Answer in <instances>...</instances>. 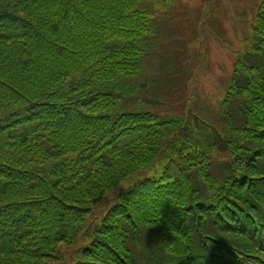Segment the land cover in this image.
I'll use <instances>...</instances> for the list:
<instances>
[{
	"label": "trees",
	"instance_id": "obj_1",
	"mask_svg": "<svg viewBox=\"0 0 264 264\" xmlns=\"http://www.w3.org/2000/svg\"><path fill=\"white\" fill-rule=\"evenodd\" d=\"M180 1L0 0V264H264V0Z\"/></svg>",
	"mask_w": 264,
	"mask_h": 264
},
{
	"label": "rangeland",
	"instance_id": "obj_2",
	"mask_svg": "<svg viewBox=\"0 0 264 264\" xmlns=\"http://www.w3.org/2000/svg\"><path fill=\"white\" fill-rule=\"evenodd\" d=\"M259 2L260 0H253ZM183 8L187 10H196L204 4L205 0H182ZM189 3V5H188ZM178 5H181L178 3ZM246 11L250 12V6H246ZM250 14V13H249ZM248 21L250 15L247 16ZM234 23V28L231 25ZM239 23L231 20L226 24L228 39H223L217 35H208L205 37V49L202 51L207 52L203 58V65L197 71L192 79L189 88L192 89L191 93L200 95L202 98H207L208 103L216 105L217 101L221 98L224 92V84L228 77H232V63L235 60V54L241 45L238 44L237 30ZM249 27V22H248ZM236 44L230 46L229 42ZM225 81V82H224ZM222 159L219 158V160Z\"/></svg>",
	"mask_w": 264,
	"mask_h": 264
}]
</instances>
